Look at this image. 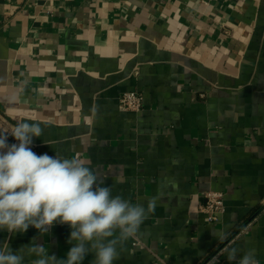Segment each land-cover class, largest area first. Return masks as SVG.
<instances>
[{
	"label": "crops",
	"instance_id": "0c3cea01",
	"mask_svg": "<svg viewBox=\"0 0 264 264\" xmlns=\"http://www.w3.org/2000/svg\"><path fill=\"white\" fill-rule=\"evenodd\" d=\"M126 90L140 111L120 107ZM22 122L42 129L37 155L79 159L132 204L155 199L114 264H235L233 247L264 264V0H0L9 145ZM210 190L224 193L216 222L199 210ZM70 232L5 228L0 247L65 259Z\"/></svg>",
	"mask_w": 264,
	"mask_h": 264
},
{
	"label": "clouds",
	"instance_id": "9594fccd",
	"mask_svg": "<svg viewBox=\"0 0 264 264\" xmlns=\"http://www.w3.org/2000/svg\"><path fill=\"white\" fill-rule=\"evenodd\" d=\"M10 134L18 143L9 145L7 136L0 134V230L24 233L32 226L45 235L58 222L71 228L67 243L72 246L65 259H58L48 255L44 245L13 252L5 243L0 264H81L89 252L95 254L92 264H114L118 246L137 236L155 210V199L147 208L132 204L112 196L111 188L99 184L79 159L37 155L30 146L33 137L42 134L38 124L22 122ZM215 237L225 238L222 232H215ZM226 251L235 264H259L254 248L243 255L236 247Z\"/></svg>",
	"mask_w": 264,
	"mask_h": 264
},
{
	"label": "built area",
	"instance_id": "2783aa9c",
	"mask_svg": "<svg viewBox=\"0 0 264 264\" xmlns=\"http://www.w3.org/2000/svg\"><path fill=\"white\" fill-rule=\"evenodd\" d=\"M143 100L144 96L142 92L138 90H126L121 94L119 103L123 110L140 111L143 106ZM32 151H34L33 148ZM204 198L199 205V210L207 215L208 221H218L225 211L224 193L210 190L205 194Z\"/></svg>",
	"mask_w": 264,
	"mask_h": 264
},
{
	"label": "trees",
	"instance_id": "16d2710c",
	"mask_svg": "<svg viewBox=\"0 0 264 264\" xmlns=\"http://www.w3.org/2000/svg\"><path fill=\"white\" fill-rule=\"evenodd\" d=\"M237 231H238V227L232 232V234H229L228 237H227V238H226L221 244H224V243L226 242V240H228L230 237H232V235H234L235 233H237ZM220 246H221V245H220ZM217 248H218V247H217ZM217 248L214 249L213 252L216 251Z\"/></svg>",
	"mask_w": 264,
	"mask_h": 264
}]
</instances>
